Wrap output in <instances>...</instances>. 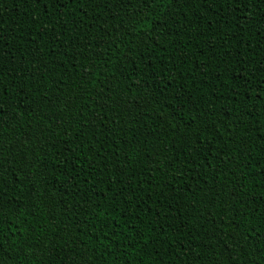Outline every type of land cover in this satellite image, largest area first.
Here are the masks:
<instances>
[{"label": "trees", "instance_id": "16d2710c", "mask_svg": "<svg viewBox=\"0 0 264 264\" xmlns=\"http://www.w3.org/2000/svg\"><path fill=\"white\" fill-rule=\"evenodd\" d=\"M0 264H264V0H0Z\"/></svg>", "mask_w": 264, "mask_h": 264}, {"label": "snow or ice", "instance_id": "6c2138e0", "mask_svg": "<svg viewBox=\"0 0 264 264\" xmlns=\"http://www.w3.org/2000/svg\"><path fill=\"white\" fill-rule=\"evenodd\" d=\"M37 3H41V0H36ZM71 2V0H43V6L45 9L49 6V4L53 5L54 7L59 8L60 6L66 7L67 4ZM172 0H168V4H171ZM214 2V0H208V6L211 7V4ZM153 7L155 5H152ZM164 7H167V5H163Z\"/></svg>", "mask_w": 264, "mask_h": 264}]
</instances>
